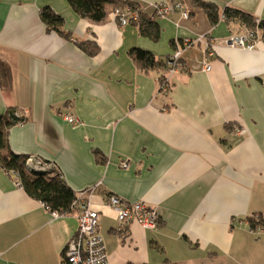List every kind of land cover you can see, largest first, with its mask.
Returning a JSON list of instances; mask_svg holds the SVG:
<instances>
[{
	"label": "crops",
	"instance_id": "1",
	"mask_svg": "<svg viewBox=\"0 0 264 264\" xmlns=\"http://www.w3.org/2000/svg\"><path fill=\"white\" fill-rule=\"evenodd\" d=\"M133 1L151 15L153 3L174 0ZM182 1L190 16L156 18L155 41L113 14L90 21L67 0H0V60L12 71L11 89L0 88V115L28 111L8 143L53 165L75 193L94 188L82 197L99 212L110 264H264V230L247 221L264 215V37L258 30L254 50L218 44L244 27L224 19L225 6L264 20V0H202L217 6L216 23L194 0ZM45 5L68 37L46 31ZM208 30L210 70L202 68L204 45L195 44L178 71L166 72L165 92L163 71L141 70L129 55L139 47L165 59L173 40ZM80 41L97 51L89 55ZM107 194L155 206L158 225L119 228ZM77 225V211L53 215L0 168V264H62Z\"/></svg>",
	"mask_w": 264,
	"mask_h": 264
},
{
	"label": "trees",
	"instance_id": "2",
	"mask_svg": "<svg viewBox=\"0 0 264 264\" xmlns=\"http://www.w3.org/2000/svg\"><path fill=\"white\" fill-rule=\"evenodd\" d=\"M67 2L77 14L93 22L105 21L110 14H113L115 20L119 22L118 15L115 14V11L118 10L127 14L129 22L138 27L141 35L155 41L160 36L161 28L156 20L159 16L154 13L147 14L142 6L133 0H67ZM194 2L205 10L211 23L218 21L219 14L215 4L202 0H194ZM188 9L190 16L189 6ZM223 16L225 20L238 18L244 27L253 30L256 35L258 30H261L264 37V20H260L258 24H255L251 14L229 6L224 7ZM40 18L47 32L53 30L61 36H69L64 30L63 18L50 6L45 5L41 8ZM178 40L181 41L182 38H178ZM77 44L89 55H93L97 51V46L87 41H80ZM172 45L175 47V40L172 41ZM129 55L141 70L157 69L163 71L159 78L160 91V86L166 82L167 73L171 68L168 63L170 56L165 59L156 58L150 51L139 47L131 48ZM11 87V68L6 62L0 60V88L8 91ZM16 111H18L16 107H10L4 114L0 115V168L13 178L15 174H18L20 185L25 192L29 196L40 200L47 208L56 211L59 215H67L78 211L80 201L78 194L65 182L59 172L54 169L35 171L25 163L28 155L15 153L10 148L7 137L10 127L23 123L27 119V116L15 114ZM247 221L252 229L261 226L264 230V215L260 213L253 214L247 218Z\"/></svg>",
	"mask_w": 264,
	"mask_h": 264
},
{
	"label": "built area",
	"instance_id": "3",
	"mask_svg": "<svg viewBox=\"0 0 264 264\" xmlns=\"http://www.w3.org/2000/svg\"><path fill=\"white\" fill-rule=\"evenodd\" d=\"M153 13L159 17H165L172 11H178L183 18L189 17V9L182 0H174L171 2H159L152 4ZM118 15V20L121 25L129 23L126 13L118 10L115 11ZM260 20L253 17V22L258 24ZM257 35L253 30L243 27L237 33H231L228 36L218 40V44L230 48H237L243 50H254L256 48ZM195 44L204 45V53L202 58V68L210 70L211 65L209 59L214 55L213 46L210 43V31H205L195 37H185L181 41L175 39V47L170 55L168 63L171 68L169 73H174L181 68L180 60L185 50L194 46ZM168 77L165 83L161 84L159 92L168 90L170 84ZM27 110L16 111L15 114L26 116ZM63 118L70 122L76 123L77 119L70 115L64 114ZM238 133H242L243 129L236 127ZM26 165L35 171H46L54 168L46 161L42 160L36 155H29L25 161ZM123 167L128 166L125 160L120 164ZM14 181L18 186L20 185V177L15 174ZM94 188H91L93 190ZM90 191L85 190L78 194L80 199L78 206V225L75 234L68 240L62 251V264H110L108 252L105 241L102 235L98 232L99 212L92 206L89 199L82 197L85 193ZM106 205L110 206L115 212V218L119 224V228L123 229L132 223L139 224L143 229H153L158 225L160 214L157 208L144 200L130 201L120 197L117 194H107L105 196ZM53 215L58 213L52 210ZM252 231L261 232L263 227L256 226L255 229L249 227Z\"/></svg>",
	"mask_w": 264,
	"mask_h": 264
}]
</instances>
